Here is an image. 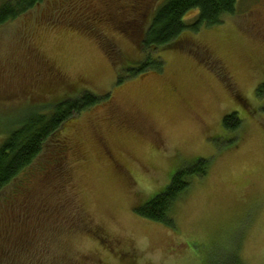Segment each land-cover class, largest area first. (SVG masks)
Here are the masks:
<instances>
[{
    "label": "rangeland",
    "instance_id": "374dc122",
    "mask_svg": "<svg viewBox=\"0 0 264 264\" xmlns=\"http://www.w3.org/2000/svg\"><path fill=\"white\" fill-rule=\"evenodd\" d=\"M83 1L45 0L0 26V95L17 96L1 102L0 144L52 88L100 99L65 124L53 176L26 173L22 190L20 178L0 193V264H264V0H238L221 25L187 29L182 48L152 54L162 72L133 78L120 52L137 56L141 3L149 18L166 0H86L102 15L96 30ZM200 161L207 172L187 178L172 227L136 214Z\"/></svg>",
    "mask_w": 264,
    "mask_h": 264
},
{
    "label": "trees",
    "instance_id": "16d2710c",
    "mask_svg": "<svg viewBox=\"0 0 264 264\" xmlns=\"http://www.w3.org/2000/svg\"><path fill=\"white\" fill-rule=\"evenodd\" d=\"M43 1L45 0H6L0 5V26L18 20ZM237 1L166 0L153 17L150 14L149 18L145 17L148 8L147 1L142 2L141 4H145L147 8H142L145 11L141 12V19H147L148 23L142 31L140 30L139 36L134 42L137 56L133 58L124 52H120L125 67L123 70H130L129 77L131 78L146 75L148 72H162L164 69L162 62L158 58L152 59L153 53L158 50L171 51L182 48L185 44L181 38L187 29H191L195 33L202 27L209 28L221 25L225 16L234 13ZM83 2L81 7H76L80 10V15H84L93 25H89L86 21H81V23H87L90 28L96 30L97 23L102 21V15L97 19L95 16L97 10L93 11L94 8L91 9L93 13L89 15L90 11H86L89 7L88 2L86 0ZM194 12L197 13L198 18L192 25L188 26L185 24V18ZM136 17L133 21L132 19L129 21V27L132 32H135H133L135 35L138 34V28H135L136 21H138ZM107 24H110L109 18ZM81 32L87 33L85 31ZM95 39L96 42H100L97 37ZM130 66L134 67L130 68ZM125 78H119L118 84L122 83ZM55 89L57 88H52L47 95V103L26 105L23 109L24 115L14 116L10 120L12 123L19 121L17 129L7 135L4 142L0 144V193L20 178L21 185L18 189L22 190V182L28 184V178L34 181H43L53 176L54 172L50 171V168L60 164L61 159L58 151L61 149V144L59 138L65 124L74 116L90 110L100 102V99L94 97L91 93L87 94L81 89L71 88V94L65 91V94L60 97ZM40 91H42V95L38 94V100L44 99L45 90L41 89ZM257 92L259 95H263L264 85L259 86ZM23 96H28V93L23 91ZM3 98L5 97L0 95V106H6L1 103L5 100L17 102L15 101L17 96L11 95L8 98L6 97L7 99ZM233 115L226 116L223 121L225 126H234L232 125L235 122ZM43 155L44 160L41 158ZM36 163L40 164V167L41 164L43 166L40 169L38 168L36 172H29V169ZM207 167L206 161H200L191 171L186 172L185 170L181 172L182 174L175 175L165 193L155 196L145 206L135 209L136 214L148 221L172 227L168 214L173 202L188 188L187 178L195 175L203 177L207 172ZM26 173H28V178L23 179ZM231 264H239V262L237 260Z\"/></svg>",
    "mask_w": 264,
    "mask_h": 264
}]
</instances>
